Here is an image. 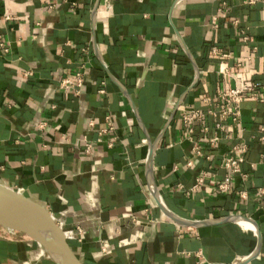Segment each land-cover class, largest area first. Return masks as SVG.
Masks as SVG:
<instances>
[{
	"label": "crops",
	"instance_id": "0c3cea01",
	"mask_svg": "<svg viewBox=\"0 0 264 264\" xmlns=\"http://www.w3.org/2000/svg\"><path fill=\"white\" fill-rule=\"evenodd\" d=\"M0 39V182L51 212L85 264H264L263 90L218 130L182 121L264 84V0H0ZM80 69V91L62 85ZM2 226L0 264H57Z\"/></svg>",
	"mask_w": 264,
	"mask_h": 264
},
{
	"label": "built area",
	"instance_id": "2783aa9c",
	"mask_svg": "<svg viewBox=\"0 0 264 264\" xmlns=\"http://www.w3.org/2000/svg\"><path fill=\"white\" fill-rule=\"evenodd\" d=\"M253 1L255 0H250V2H253ZM105 2L107 6H110L112 0H105ZM244 38H248V36L245 35ZM0 45L4 46V42L1 41V39H0ZM4 48L6 50L8 49L6 46ZM84 78H85V71L84 69H80L74 72L72 76L63 78L62 85L72 86L76 88L75 89L76 91H80L84 83ZM260 90H263L264 92V84H260L255 81H243V83H241L240 85L227 87L224 90L218 92L215 108L211 106L206 110H203L198 107L189 108V110L183 115L182 121L185 125H187V130L191 134L194 130L193 123L196 120L199 119V120L205 121L204 128L208 129L209 126L207 125L206 121L208 122V119L210 116H214L216 118V123H215L216 129L218 130L224 127V124H225L224 120H228V119L237 120L240 116L241 102L248 96L259 97ZM260 99L264 100V96L260 97ZM207 101L210 102L209 99H207ZM107 119H108L107 126L103 127L99 131V136L97 138L98 141L104 140L106 132L114 128L111 116H107ZM44 124L45 123H40V126L42 127L44 126ZM263 130H264V127H263ZM218 139H219V134L217 132H215L209 138V140L212 143H215ZM108 144L109 146L114 144V141L112 138L108 140ZM91 147H92V143L87 142V149L90 150ZM193 148L196 152H200L199 145L195 144ZM234 148H237L239 150V153L236 155H227L225 157L224 165L232 172L241 173V164L245 159L244 153L247 150V143L242 142V143L236 144ZM188 163L191 164L192 161L189 160ZM205 174L206 172H204L203 175L197 178V181L193 187L198 186L204 181ZM219 188L221 191H228L229 184L225 182H220ZM261 191L264 192V187H261ZM242 195H245V191H242ZM246 226L252 229L255 228L251 224H247Z\"/></svg>",
	"mask_w": 264,
	"mask_h": 264
},
{
	"label": "water",
	"instance_id": "95a60500",
	"mask_svg": "<svg viewBox=\"0 0 264 264\" xmlns=\"http://www.w3.org/2000/svg\"><path fill=\"white\" fill-rule=\"evenodd\" d=\"M155 142L151 141V148L148 155V161L151 169L152 157L155 152ZM0 185L16 197L34 205L45 213V228L31 221L26 220L11 206L0 201V225L10 229L20 230L28 234L31 238L40 242L49 252L50 256L57 264H85L77 254L72 250L66 240L62 228L56 223L54 215L49 212L42 204L29 196L9 187L0 182ZM53 248H58L60 254L56 253Z\"/></svg>",
	"mask_w": 264,
	"mask_h": 264
},
{
	"label": "bare ground",
	"instance_id": "6f19581e",
	"mask_svg": "<svg viewBox=\"0 0 264 264\" xmlns=\"http://www.w3.org/2000/svg\"><path fill=\"white\" fill-rule=\"evenodd\" d=\"M0 199L3 203L11 206L15 211L21 214L26 220L31 221L39 226L45 228L44 222L37 215L35 210L21 198L16 197L13 193H11L6 188L0 185ZM29 236V235H28ZM53 250L60 254L58 248H53Z\"/></svg>",
	"mask_w": 264,
	"mask_h": 264
},
{
	"label": "rangeland",
	"instance_id": "374dc122",
	"mask_svg": "<svg viewBox=\"0 0 264 264\" xmlns=\"http://www.w3.org/2000/svg\"><path fill=\"white\" fill-rule=\"evenodd\" d=\"M1 201V199H0ZM2 202V201H1ZM21 215V214H20ZM22 216V215H21ZM23 217V216H22ZM2 233L3 234H6V235H15V236H21V237H26L28 236V234L24 233L23 231H20V230H15V229H10L6 226H2Z\"/></svg>",
	"mask_w": 264,
	"mask_h": 264
}]
</instances>
